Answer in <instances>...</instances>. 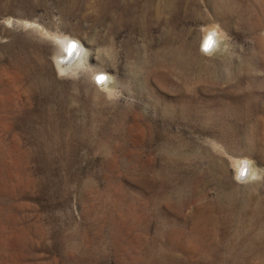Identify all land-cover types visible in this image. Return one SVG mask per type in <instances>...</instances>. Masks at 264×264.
Instances as JSON below:
<instances>
[{
    "label": "rangeland",
    "instance_id": "374dc122",
    "mask_svg": "<svg viewBox=\"0 0 264 264\" xmlns=\"http://www.w3.org/2000/svg\"><path fill=\"white\" fill-rule=\"evenodd\" d=\"M0 264H264V0H0Z\"/></svg>",
    "mask_w": 264,
    "mask_h": 264
},
{
    "label": "bare ground",
    "instance_id": "6f19581e",
    "mask_svg": "<svg viewBox=\"0 0 264 264\" xmlns=\"http://www.w3.org/2000/svg\"><path fill=\"white\" fill-rule=\"evenodd\" d=\"M214 44H215L214 38H211V40L207 39V40L205 41L204 47H205L206 50H209L210 47L212 46L211 49H213ZM72 45H75L76 47H75L74 49H71V46H72ZM206 45H209V46L206 47ZM70 49H71V51H69ZM66 52H67V53L65 54V59H64L63 61H64V63H69V64H70L72 61H74V60L76 59V57L81 58L80 56H81V53H82V46H81L76 40L71 41V43L69 44V46L66 47ZM79 55H80V56H79ZM77 62H78V61H77ZM69 69H70V68H69ZM97 76L105 77L106 74H104V73H100V74H98ZM97 76H96V77H97ZM107 77H108V76H107ZM104 80H105V79H103V80H99V81L102 82V81H104ZM244 169L247 171V166H245ZM243 178H244V177H243ZM245 179H247V178H245Z\"/></svg>",
    "mask_w": 264,
    "mask_h": 264
},
{
    "label": "snow or ice",
    "instance_id": "6c2138e0",
    "mask_svg": "<svg viewBox=\"0 0 264 264\" xmlns=\"http://www.w3.org/2000/svg\"><path fill=\"white\" fill-rule=\"evenodd\" d=\"M209 40H211V37L209 38ZM209 45H206V47H208ZM76 46L75 45H72L71 46V49H74ZM71 49L69 50V51H71ZM104 79V77H98V80H103ZM242 175H243V173H242Z\"/></svg>",
    "mask_w": 264,
    "mask_h": 264
}]
</instances>
